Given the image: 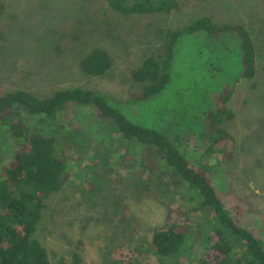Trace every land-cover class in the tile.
Instances as JSON below:
<instances>
[{"label":"rangeland","instance_id":"374dc122","mask_svg":"<svg viewBox=\"0 0 264 264\" xmlns=\"http://www.w3.org/2000/svg\"><path fill=\"white\" fill-rule=\"evenodd\" d=\"M175 1L178 6L168 13L122 15L102 0H0V89L38 97L67 88L98 92L132 122L180 144L196 167L201 151L193 137L208 132L206 114L218 107L215 95L234 87V118L219 126L232 140L206 160L226 207L238 204L264 238V0ZM201 17L249 33L256 53L254 79L240 80L237 38L184 34L173 46L169 84L152 98H134L142 85L131 79V71L145 57L161 53L167 32ZM92 47L113 58L100 77L79 67ZM110 126L85 112L44 122V135L58 147L70 145L74 157L61 190L42 202L34 237L50 264L71 253L80 264H125L129 256L138 264H171L148 249L151 235L174 217L187 235L198 234L191 212L198 194L163 167L148 180L137 165L126 163L121 170L117 150L124 144L120 140L115 148ZM16 142L0 125V166L12 159ZM193 248L185 249L181 263L196 254Z\"/></svg>","mask_w":264,"mask_h":264},{"label":"trees","instance_id":"16d2710c","mask_svg":"<svg viewBox=\"0 0 264 264\" xmlns=\"http://www.w3.org/2000/svg\"><path fill=\"white\" fill-rule=\"evenodd\" d=\"M102 1L122 15L168 13L178 6L175 0ZM197 32L209 37L229 38L231 35L237 38L240 80L254 79L256 53L249 33L240 25L218 26L210 18L201 17L181 29L167 32L161 53L145 57L131 71V79L142 85L134 98L147 100L161 93L170 82L169 68L175 42L184 34ZM112 64V56L97 47L87 50L79 60V67L85 74L97 77L105 75ZM235 93L232 87L215 95L218 107L206 114L208 132L193 137V145L201 151V162L194 167L180 144H174L153 128L132 122L98 92L67 88L38 97L23 90L0 89V125L18 144L12 159L0 166V264H50L45 248L34 237L35 229L41 219L42 202L61 190L67 163L74 156L70 145L58 147L52 137L44 135L43 124L50 119H73L78 112L111 125L115 148L120 140L124 144L121 151L117 150L121 170L126 169V163L137 165L139 173L146 175L148 180L160 175L163 167L198 194L199 201L191 209L198 221L195 227L199 229L198 234L187 235V230L178 225L174 217L151 235L148 249L156 259L168 258L171 264H184L179 257L186 248L194 249L195 245L196 254L188 258L187 264H264V238L251 227V219L246 221L238 204L226 207L213 186L206 160L221 152L223 143L232 140L219 126L234 118ZM134 149L138 150L137 154ZM129 257L125 264H138L132 262L134 257ZM55 264H80V258L71 253L59 257Z\"/></svg>","mask_w":264,"mask_h":264}]
</instances>
